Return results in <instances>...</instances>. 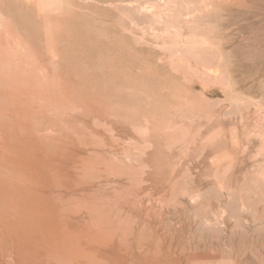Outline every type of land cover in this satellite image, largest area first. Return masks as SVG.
Here are the masks:
<instances>
[{
    "label": "rangeland",
    "instance_id": "1",
    "mask_svg": "<svg viewBox=\"0 0 264 264\" xmlns=\"http://www.w3.org/2000/svg\"><path fill=\"white\" fill-rule=\"evenodd\" d=\"M195 6L0 0L1 129L51 134L78 189L51 174L52 202L138 250L127 264H212L231 241L264 257V22L242 32L240 5L237 28L224 8L200 25Z\"/></svg>",
    "mask_w": 264,
    "mask_h": 264
},
{
    "label": "bare ground",
    "instance_id": "2",
    "mask_svg": "<svg viewBox=\"0 0 264 264\" xmlns=\"http://www.w3.org/2000/svg\"><path fill=\"white\" fill-rule=\"evenodd\" d=\"M240 5L245 8L244 11L240 12L242 16L241 18H243L242 20L245 21V25L241 27V31L247 34L249 33V30H252L249 27L250 21L256 19L257 27L259 24H261V21L264 22V0H196V21L200 25L206 22H210L213 18H216L215 15L219 11V9L224 8L223 10L227 12V15L230 19L229 21L227 20L228 22H226L228 24L227 26L230 28V26L234 24L238 19L237 18L235 20L234 18L233 20L232 18V16H234V14L236 13V10L234 8L235 6ZM1 31H3V25L0 21V32ZM256 32L258 33V31ZM247 35L249 36V34ZM202 38L200 39L202 41L201 44L204 45L205 41ZM263 38L264 37H262V39ZM205 45H207V43ZM209 45L210 47H213L210 43L207 46ZM222 77L223 75L221 76V78ZM17 124L18 127H14L16 130L14 133H7L5 129H1L3 126H0V264H51L52 262H54V264L129 263L127 262L125 255L123 256L125 258L118 256V253L121 254L120 251H122L123 253L125 252L127 257H129V255H132V257L135 256L134 258H136V254L138 253H136V251L138 250L130 251V248L128 251L126 250L125 246H122L123 248H125V251H123V249H121L122 247H119V245L116 244L117 242L114 241L115 239H111L112 237L106 238V235L105 238H102L100 237L102 236V232H97L98 235H96V233H94V231H96L95 228L92 232L90 230L91 228H87L90 231L83 230L81 228L83 217L80 216L81 212L79 213L73 206V202L70 203L69 201H65L64 199V202H62V204L60 205L54 204L52 202L51 188H53L54 185L53 187H51V174H55L54 177L60 180V182L57 184V187L61 189V193L58 194L59 192H56H58L57 194L61 198L69 199L71 197H69V194L74 193L73 195H75L77 193L76 190L78 191V189L65 182V180L68 178H65V172L62 173L63 171H60L61 168L59 169L58 166L52 167L51 161H55V158L51 160V134L49 133L45 135V139H43V135L38 136L36 131L31 130V128H26V131L19 130L21 126H19V122ZM14 128L10 129L14 130ZM63 149L64 148H62V150ZM64 150L66 154L67 150ZM55 155H57L59 161H61L60 159H62V161L66 160L63 154H61L60 152H57V154L55 153ZM59 161L58 163H60ZM67 162L65 161L66 165L69 166V163ZM54 177L52 176V178ZM87 190L88 188L86 186L83 187L81 191L82 194L84 191L87 192ZM82 194L80 193V195ZM78 204L80 205L79 202ZM88 222L91 223V221ZM95 227L97 226L95 225ZM249 231V229L247 230L245 228L242 231V234L239 235V237L241 235V237H248ZM236 243L231 241L226 244L223 249L219 248L217 252L215 251L216 253L213 254L211 258L212 264H259L264 261V257L262 255L263 253H261L263 251H256L255 248H251V250H249L247 247ZM140 250L143 249L140 248ZM221 251L226 254V259L221 260Z\"/></svg>",
    "mask_w": 264,
    "mask_h": 264
}]
</instances>
